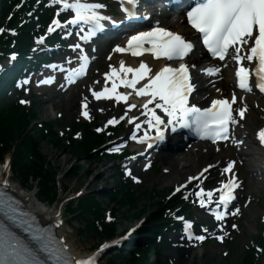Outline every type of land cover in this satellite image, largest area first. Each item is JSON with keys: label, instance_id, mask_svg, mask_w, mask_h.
<instances>
[{"label": "snow or ice", "instance_id": "obj_1", "mask_svg": "<svg viewBox=\"0 0 264 264\" xmlns=\"http://www.w3.org/2000/svg\"><path fill=\"white\" fill-rule=\"evenodd\" d=\"M51 2L60 6L59 11L71 10L74 15L63 23L58 18L53 19L52 25L47 29L49 33L54 32L58 27L84 24L88 26L89 30L80 38L88 40L98 30L105 27V21L117 23L112 17L102 13L101 10L106 5L100 2H87V0H51ZM137 2L138 0H122V6L127 5L123 6L127 18L131 19L136 15L132 6ZM58 16L59 12L57 13ZM186 16L191 26L202 34L203 45L213 57H218L219 60L223 61L226 56H230L239 65L235 71V76L238 78L240 89L252 91L253 86H255L264 92V0H200L187 11ZM3 31L5 29L0 28V32ZM66 35H71V32H66ZM43 40V36L39 37L38 43ZM70 47L75 50L80 48V45H70ZM193 48L194 44L180 33L157 25L148 31H139L131 35L126 41V46L117 45L114 51L131 52L135 56H142L143 53L149 52L156 58L163 57L172 61L187 56ZM15 57L16 54L13 53L12 59ZM77 59L81 62L79 69L71 70V75L68 76L69 82H72L74 76L85 73L88 62L87 55L80 54ZM245 62H249V66H245ZM52 67L55 68L56 65ZM195 68V64L180 63L178 67L165 64L153 73L149 65L143 61L136 68L126 67L121 62L119 69L112 67L110 72L105 73V77L112 81L111 88L105 87L103 91H93L92 95L97 99L101 97L110 98L114 95L117 101H126L131 93H117L118 79L119 84L130 87L135 90L137 95L147 98L141 105L144 109L141 114L150 117L146 123L148 127L156 130V139H164L166 131L164 126L167 125L171 127L172 131H175L178 126L189 127L195 128L202 136L210 135L213 140H228L230 139L229 126L236 124L238 118L245 116L247 105L239 106L238 110L234 109L232 105L237 100L235 94L232 95L231 99H213L210 106L206 108L197 107L195 104L189 105V95L196 87L192 82L191 75V69ZM204 71L209 75H214L220 71V68L212 66L204 69ZM121 73L124 75L122 76ZM128 73H133L134 76L129 79L127 78ZM252 77L255 78L254 81ZM51 79L41 81V83L51 82ZM140 81H144V83L137 87ZM24 83H28V80H25ZM21 103H28V101L22 100ZM150 104H154V106L149 108L148 105ZM82 107L85 109L82 115L88 117L87 99H85ZM136 107L135 104L128 105L129 109ZM156 109L161 110L160 114L157 113ZM123 118L121 117V119ZM137 119L138 117L135 116L131 118V120ZM115 123H117L115 118L107 121V125ZM135 126L139 129L140 123ZM96 131L99 132L102 129L97 128ZM148 138V134L145 133L140 140L143 142ZM258 138L264 144V128L259 130ZM133 139H136L135 135ZM233 143L239 144L241 141L233 139ZM148 147L150 148L152 145L148 144ZM119 150V146L109 149L113 152ZM235 164L236 161L228 162L223 171L231 173V175L226 180L221 181L220 187L216 189V192L219 193L214 212L217 221H223L227 215H236L240 212L238 207L232 211L227 210L228 205L236 198L235 190L241 187L234 174ZM149 166L150 163L146 165V167ZM212 167L214 165L210 164L204 168L200 177H204L209 168ZM5 168H7V164ZM128 175H131L130 170H128ZM196 179L199 177L189 178L190 181ZM4 183L6 184L7 181ZM185 186H178L176 192H180L181 188ZM195 195L200 198L201 207L213 203L212 190L206 191L203 187H199V191L195 192ZM6 204L5 199H0V205ZM221 207L225 211H220ZM108 219L110 220L111 216ZM176 219L184 221L188 240L194 239L199 242L207 239L206 235L193 234L191 221H185L182 216H178ZM232 227L236 228L237 225L233 224ZM203 232L207 233L208 229L204 228ZM224 235L218 236L217 239L223 240ZM34 239L46 241L43 243V247L55 261V264H96V260L92 256L87 259L72 257L67 250L66 243L58 245L43 233H35ZM0 264H45V262L41 261L32 249L24 245L6 227L0 226Z\"/></svg>", "mask_w": 264, "mask_h": 264}, {"label": "rangeland", "instance_id": "obj_2", "mask_svg": "<svg viewBox=\"0 0 264 264\" xmlns=\"http://www.w3.org/2000/svg\"><path fill=\"white\" fill-rule=\"evenodd\" d=\"M81 87V86H80ZM79 87V88H80ZM77 88V89H79ZM75 89L71 90V94L75 95ZM47 95L44 98H41L38 102V109H39V118L41 121L46 120H54V118L59 115V123L57 130L64 131L68 130V126L74 124L78 118V97L71 98L69 95H55L53 90H46ZM105 116H103L104 118ZM42 152L49 157L54 163L57 168H60V186H67L68 191L64 192L61 190V200H64L66 197L73 198L77 194L78 191H83L84 193L90 191L92 189L96 190L98 187H105L106 189H110L111 187L115 186L114 177L111 176L113 172L114 166L112 162H82L87 165L90 169L95 168L96 172L91 177H85V175L81 176H71L69 175L71 172V166H74L78 162H75L71 157V153L69 150L64 148H57L52 146L50 143L43 142L42 143ZM207 160L201 161L196 168L188 171V173H193L198 170L203 164H205ZM160 167H157L155 171L146 173L144 175L143 184L136 185L133 184V188L135 189V195L138 198L139 206L144 207L147 206V213L143 216V229L150 226L151 222L153 221L154 213H156L158 206L154 202L158 200L162 195L167 193L169 186H173V184L182 181L186 178V174L176 180L175 182H165L164 179V172L163 169L166 168L163 164ZM255 165L254 156H247L246 157V165L241 167V173L247 168L252 170L253 166ZM100 173H106L104 179H99L101 177ZM63 174V175H62ZM82 174V173H81ZM244 177V176H243ZM247 178L246 188L244 190V195L246 194H254L256 196L260 195V199H255L252 203L246 208V214L243 217L242 223L243 227L240 229V233L237 235V239L239 243H236L234 249H230L229 251H233L232 254H240L241 247L248 243L251 238L257 233V223L259 216L261 214L262 209L264 208V183L261 181L260 176L253 175L252 178ZM15 180L16 185L20 187V180L17 179L16 176L13 178ZM250 183H252V188L249 187ZM62 184V185H61ZM166 187V188H165ZM21 188V187H20ZM26 190V189H24ZM152 190L151 195H147L148 191ZM27 191V190H26ZM156 191H160L162 193H155ZM62 203V205H55L51 206L48 210H58L64 211V204L66 200ZM98 200L103 202L105 199L103 197H98ZM138 203V202H137ZM114 204H110L109 206L103 204L104 207L112 208ZM57 211V212H58ZM115 215L118 217V231L123 232L128 230L131 227L136 226L140 221L138 220H129L127 218H123L121 213H116ZM126 213V212H125ZM127 214V213H126ZM65 219L67 220V224L64 226L65 230L71 234L72 242L76 243L77 247L80 249L82 253H89L93 249L96 248V245L99 241L88 235L80 236L77 227L79 226L80 219H74L73 216H69L67 212H65ZM223 251V247L220 245H209L206 244L204 246L198 247L196 249H192L189 251L187 256H181V250H175L171 248L166 252H169L167 260L174 263L176 261L179 264H221L223 261H231V255L229 256H222L221 253ZM225 255V254H224ZM226 258V259H225ZM172 259V261L170 260ZM107 257L105 256L101 260V264H106ZM151 260V261H150ZM147 260L146 263L148 264H165L166 258L163 255H154L152 259Z\"/></svg>", "mask_w": 264, "mask_h": 264}, {"label": "trees", "instance_id": "obj_3", "mask_svg": "<svg viewBox=\"0 0 264 264\" xmlns=\"http://www.w3.org/2000/svg\"><path fill=\"white\" fill-rule=\"evenodd\" d=\"M29 116L36 117V110L34 108L28 110L19 103L0 106V160L4 154L12 151L14 156L13 167L19 177L26 184L30 183L31 180H38L39 193L43 195V199L55 202L59 193L57 190L59 169L55 168L52 162L41 153L40 143L42 140H47L54 141L55 145L60 147H65V145L62 139H56V134L52 131L51 124L45 125V128L48 130L47 133L44 131V128H38V137L35 138L31 130L28 129L30 124ZM69 140L71 141V147L76 153L74 154L76 157L91 158L95 155L91 152L92 145L88 141L76 142L71 140L70 137ZM74 155L73 157H75ZM74 172H77V170ZM110 198L116 197L111 195ZM123 200L118 204L116 210L130 204L134 209L132 210L134 217L138 218L142 215L143 210L136 208L133 198ZM77 210H80L81 214H91L97 219L103 216V208L92 194L80 198ZM85 231L99 233L95 224L89 220H87ZM105 232H107V235L104 234L105 236H113L118 232V229L113 225L106 229ZM134 245L126 246L127 248L131 247L132 250L128 251L129 257L124 258L123 262L120 260L119 264H147L146 261L151 259L154 249H158L156 245L147 248L143 247L142 244ZM117 257L115 256L114 261L113 259L110 260V264H117L115 260ZM246 259L247 261H244V264H252L250 258Z\"/></svg>", "mask_w": 264, "mask_h": 264}, {"label": "bare ground", "instance_id": "obj_4", "mask_svg": "<svg viewBox=\"0 0 264 264\" xmlns=\"http://www.w3.org/2000/svg\"><path fill=\"white\" fill-rule=\"evenodd\" d=\"M180 19H181L180 16L176 15L173 19L168 20V22L176 25L177 21H179ZM183 22H184V20H183ZM179 26H181V25L179 24ZM198 56H199V52L195 51L190 57L191 62H193V63L196 62ZM120 57L121 56H119V55H114L112 57L111 61H113V62L119 61ZM48 69L49 68H47V70ZM195 78L197 80H200L202 78V75H200V73L197 72ZM4 83L5 82H2V84H4ZM219 86L222 88L223 91L228 90V91L233 92V89H234L232 82L227 78H224L222 80V82L219 84ZM205 88H207V87H205L203 82H201L199 85V91L197 94L198 100H201V101L204 100V96L206 95V93L203 90H205ZM209 88H211V87H209ZM84 96H86L85 92H83V97ZM214 96H215V94H214ZM118 108H119V106H118ZM56 129L57 128H55V130ZM205 147L206 146H204V148ZM233 152H234L233 149H231L227 153L224 152V154H223L224 156H222V159H223V157L227 158L226 156H229V155L233 156L234 155ZM259 154H260L259 162L262 163L263 162V159L261 158L262 154L261 153H259ZM207 156H209V157L211 156L213 158H219V156L214 155V152L212 149L205 150L203 148L198 149V151L196 150V151H188V152L167 151V152H164L160 155H157L155 158L159 159L165 166H167L166 173H164L165 174V176H164L165 182H175L180 177L185 175L188 171L196 168L197 164L201 160L206 159ZM256 159H258V157H256ZM10 161H11L10 156H8L6 158L5 162L0 163V186H4L6 191L10 192L13 195L14 202H13L12 210L16 211V212L17 211H23V212L30 213L36 219V221L39 225L42 223V220L46 223L47 222L53 223V225L57 228L56 229L57 234L62 239H64L66 241L65 243L67 244V248L69 247V249L76 256H81L85 259H87L89 256L94 257V254L85 255V254L81 253L80 249L77 247L76 243L72 242L71 234L68 233L64 228V226L67 224V220H64L63 221L64 224H63V223H61L62 220H60L58 218V217H61L60 214L62 215L61 211L57 210L58 211L57 212L56 209L48 210V209L44 208L42 205L43 203L39 199H37V197H38L37 191H35V190L26 191L23 188H20V187H18V185H16L15 180L13 179L14 176H16V174L13 175L11 173ZM213 162H215V161H213ZM6 164H7V168H5ZM91 170L92 169L87 170V174H85V177H89V173ZM255 171H256V169H255ZM253 172H254L253 170H247L246 171V177H247V174L249 177L253 176ZM69 175H71V176H77L78 175L79 176V174L76 172H70ZM4 181H7V183L5 184ZM57 190H58V188H57ZM119 197L121 198V196H119ZM71 206L72 205H70L69 207H71ZM122 216H123V218H129V215L125 214V213H123ZM115 217H116V215H115ZM110 226L111 225L109 223L104 222V223H101L100 225H98L97 230L100 232H103V231H106V229H108ZM79 235L80 236L89 235V232L85 231V228H81ZM22 237L27 239V236L25 234H22Z\"/></svg>", "mask_w": 264, "mask_h": 264}]
</instances>
